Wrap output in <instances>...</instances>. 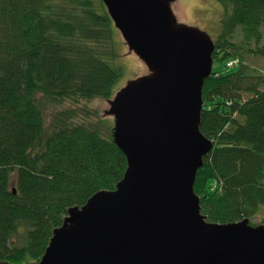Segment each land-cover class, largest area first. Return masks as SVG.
<instances>
[{
  "label": "trees",
  "instance_id": "trees-1",
  "mask_svg": "<svg viewBox=\"0 0 264 264\" xmlns=\"http://www.w3.org/2000/svg\"><path fill=\"white\" fill-rule=\"evenodd\" d=\"M221 2L212 57L239 63L204 80L213 147L194 191L208 221L228 223L264 206V69L248 62L264 57V0ZM121 42L103 0H0V264L38 262L68 209L123 177L114 119L89 105L119 89Z\"/></svg>",
  "mask_w": 264,
  "mask_h": 264
},
{
  "label": "water",
  "instance_id": "water-1",
  "mask_svg": "<svg viewBox=\"0 0 264 264\" xmlns=\"http://www.w3.org/2000/svg\"><path fill=\"white\" fill-rule=\"evenodd\" d=\"M174 0H103L148 73L108 100L127 167L112 190L68 209L28 264H264V224L208 221L194 191L213 142L200 131L212 37L180 24Z\"/></svg>",
  "mask_w": 264,
  "mask_h": 264
},
{
  "label": "rangeland",
  "instance_id": "rangeland-1",
  "mask_svg": "<svg viewBox=\"0 0 264 264\" xmlns=\"http://www.w3.org/2000/svg\"><path fill=\"white\" fill-rule=\"evenodd\" d=\"M171 8L178 23L189 26H197L206 31L212 39H215L219 34V20L224 11L221 0H174L171 4ZM118 32L122 42L119 43L118 46L120 47V52L116 63L121 65L122 75L116 84L117 89L125 85L128 80L148 73L146 65L135 53L129 52L119 30ZM237 32L239 34V29ZM262 32L264 41V26L262 27ZM237 39H239L238 36L236 37V40ZM248 62L256 68L264 69V57H250ZM212 68L214 70L221 71L226 69L222 60L213 61ZM71 105L72 102L64 100V102L60 104L48 107L46 112L49 115L55 109H63ZM89 105L97 108L104 115H106L104 112L109 108L108 101L102 98L92 100ZM107 116L113 118L111 115ZM249 220L250 222L252 221L264 224V206H261V209L257 212L256 216Z\"/></svg>",
  "mask_w": 264,
  "mask_h": 264
},
{
  "label": "built area",
  "instance_id": "built-area-1",
  "mask_svg": "<svg viewBox=\"0 0 264 264\" xmlns=\"http://www.w3.org/2000/svg\"><path fill=\"white\" fill-rule=\"evenodd\" d=\"M239 63V60L238 58H230L226 61V64H225V67L227 69H230V68H234L235 66H237Z\"/></svg>",
  "mask_w": 264,
  "mask_h": 264
}]
</instances>
